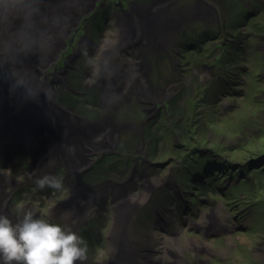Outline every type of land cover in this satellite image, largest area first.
I'll return each instance as SVG.
<instances>
[{
  "label": "rangeland",
  "instance_id": "obj_1",
  "mask_svg": "<svg viewBox=\"0 0 264 264\" xmlns=\"http://www.w3.org/2000/svg\"><path fill=\"white\" fill-rule=\"evenodd\" d=\"M118 1L121 0H97L76 26L77 42L80 34L87 31L84 27L85 19L99 13L101 4L107 6V3L116 4ZM189 1L192 0H183L177 4L175 0L174 6L178 9L182 3ZM263 1L218 0L222 13H229V19L233 18L237 23L233 28L234 35L237 34L238 44L242 42L243 46L248 47L247 53L237 51L240 56L237 62L239 65L234 67L225 60H217L219 56L221 59L224 56L216 48L217 42H212L210 38L200 41L198 37L200 45L197 50L201 55L194 52L188 56L186 53L187 57L180 60L181 63L188 61L195 65L199 59L202 64H217L220 70L212 68V71L200 74L197 69L191 72L188 66L191 64L185 63L182 68H188L182 74H176L182 83H176L172 91L178 92L179 100L168 112L163 109L161 121L151 129L153 136L160 138L156 137L155 142L148 141L146 144L150 152L147 158L149 162L145 166L149 177L143 180L137 176L134 182L130 178L133 174L130 166L125 176L119 179L125 181L129 178V187L122 191L125 194L127 189L128 193V197L122 200L128 204L125 210L118 213L117 202L113 205L112 199H109L107 211L94 212L89 216L94 220L78 228V235L87 243V264H110L114 258L113 244L117 232L122 229L126 230L132 249L145 252L139 262L133 261L132 264H163L161 256H165L170 264H264ZM77 4L78 0H24L18 8L23 9L29 17L30 7L37 21L43 24L46 19L45 10L53 13L57 11L56 22L60 23L75 11ZM160 5L154 4L155 16L160 17ZM166 17L171 19L169 14ZM196 25L198 28L195 30L198 32L206 30L205 27H211L213 31L216 29V26L213 28L210 24ZM53 32L55 29L48 31L50 35ZM75 46L80 47L77 43ZM76 48L72 52L67 51L66 59L75 57ZM73 61L74 58L69 63ZM197 65L200 66L199 63ZM169 72L163 77L156 76V82L161 87L165 85L166 79L173 80ZM212 84L217 86L215 96L209 91ZM179 89H183V92ZM222 91L228 94L224 96ZM204 98L209 101H202ZM133 114L135 117L130 118ZM144 115L146 113L142 115L139 108H134L122 111L120 120L132 121ZM153 121H157V118ZM153 121L149 120L151 124ZM162 126L164 129H158ZM126 130L136 133L132 124ZM130 140L135 142V138ZM25 150V147H16L10 143L0 146V174L4 171L7 178H12V181H8L6 177H0V193L4 191L10 194L12 221L18 222L24 211L31 210L35 216L50 223L69 227V222L60 215L59 209L69 197L68 183L64 184L63 194L55 190V195L50 197L37 195L35 189L31 191V185L40 188L37 179L30 177L29 173L24 174L15 164L11 167L7 159L13 157L16 160L22 155L19 152ZM138 156L141 162L143 156ZM120 167L125 169L126 166ZM50 169L54 167L50 166ZM121 172L117 171L116 175L103 174L99 179H116L121 177V174L117 175ZM97 180L86 179L93 184ZM22 188L28 193L17 199L23 193ZM103 190L98 187L95 191L101 195ZM8 197L6 200H9ZM133 199H136L134 207L131 202ZM131 219L135 226L132 221L128 224ZM162 221L165 227L170 226L169 232L160 226ZM101 222H104V227L100 226ZM176 237L182 239L178 247L172 239ZM166 245L171 248L167 249ZM148 253L153 260L147 258Z\"/></svg>",
  "mask_w": 264,
  "mask_h": 264
},
{
  "label": "flooded vegetation",
  "instance_id": "obj_2",
  "mask_svg": "<svg viewBox=\"0 0 264 264\" xmlns=\"http://www.w3.org/2000/svg\"><path fill=\"white\" fill-rule=\"evenodd\" d=\"M174 1L121 0L116 4L107 3V6L101 4L99 13L85 19L84 27L87 31L80 34L78 42L77 29H74L66 36L61 51L42 75L41 82L46 93L50 95L43 105L47 117L33 123L35 127H38V131L34 134H39L40 146L36 154L20 151L22 155L18 159L15 160L13 157L7 159L11 162V167L15 164L17 169H22L26 175L29 173L30 177L37 179L36 181L45 177H54L57 180L63 178L61 189L52 187L48 189L46 186L38 189L37 187V195L44 194L50 197L55 195V190L58 194H63L64 184L67 182V188H69L67 200L73 195L72 204L76 209L74 215L81 222L78 227L94 220L85 217L79 205V197L93 200V204L101 213L102 210H108L106 205L109 198L113 201L118 198L117 192L121 188L119 179L125 176L130 166L134 167V174L144 173L145 177L148 175L145 166L146 162H149L147 158L150 152L146 149V144L148 145V141L155 142L157 137L153 136L151 129L161 121L163 109L168 112L178 102V92L172 91V87L176 83L180 85L182 80L176 74H182V71L188 68H182L183 64H191L188 61L181 63L180 60L186 58L188 54L193 55L194 52L201 55L197 47L200 41L206 38L218 43L216 48L220 50V54L222 51L224 56L222 59L219 56L217 60H225L227 64L230 63L234 67L239 65L237 62L240 56L237 51L247 53L248 47L243 46L242 42L238 44L237 34L234 35L233 28L237 26V23L233 18L229 19V13L226 15L222 13L218 0H192L182 3L178 9L175 8ZM181 1L183 0H176L177 4ZM155 3L161 4L159 11L157 10L161 13L160 17L155 16ZM166 14L171 15V19H168ZM196 24H210L213 28L216 26V29L213 31L211 27H205L206 30L198 32L197 29L195 30ZM193 31L194 33L191 34L190 32ZM194 34L198 36H193ZM86 41V45L80 46ZM76 43L80 47H73ZM75 48L74 61L69 63L73 58L66 59L67 51L72 52ZM198 63L200 66L197 65ZM66 65L70 67L69 72L66 71ZM188 66L191 72L197 69L200 74L212 71V68L220 70L217 64H202L199 59L195 65ZM169 70L173 80L166 79L165 85L161 87L156 82V76L163 77ZM210 86L209 91L212 96H215L217 86L214 84ZM178 91L183 92V89ZM221 93L225 96L227 91ZM166 100L170 101L167 103ZM202 101L209 100L204 98ZM54 102L60 104V108ZM53 107H56L59 112L57 117L51 119ZM134 108H139L141 114L146 113V115L142 118L138 116L137 119L132 120L133 122L120 120L122 111H130ZM148 116L149 120L153 121L157 118V121L151 124L147 119ZM133 117H135L134 114L130 116V118ZM76 118L81 120L78 121ZM53 122L63 127L74 128L80 124L81 126L77 134L67 135L65 130L58 131L59 126L55 129ZM131 124L135 127L136 133L126 130ZM88 125L91 127L87 128V133L92 128L94 132L85 149L78 151L77 146L69 144L68 140L83 133ZM158 129L161 130L164 127H158ZM131 138H135V142H131ZM49 150L52 152L51 155L57 156L59 163L52 165L53 170L49 167L35 171L33 167L39 165L41 160L43 162L40 154ZM134 153L137 154L134 156ZM138 155L143 156L141 162L138 160L140 157ZM124 165L125 169L120 167ZM103 168L105 171L102 173L100 170ZM24 169L28 172L26 173ZM95 170L99 174L96 175L97 178L95 177L98 179L96 184L87 182L86 179L93 177ZM117 171H123L117 174L118 176L121 174V177L111 179L108 183L106 179L104 181L99 179L100 175L115 174ZM98 187L104 189L101 195L95 191ZM5 195L4 191L0 193V205L4 203ZM10 200L11 197L7 200L8 204ZM99 218L102 217L99 216ZM99 218L97 221L100 220ZM13 223L16 222L13 221ZM100 226L104 227V222H101ZM160 226L168 231L163 222H160ZM74 232L78 234L79 230L75 228Z\"/></svg>",
  "mask_w": 264,
  "mask_h": 264
},
{
  "label": "bare ground",
  "instance_id": "obj_3",
  "mask_svg": "<svg viewBox=\"0 0 264 264\" xmlns=\"http://www.w3.org/2000/svg\"><path fill=\"white\" fill-rule=\"evenodd\" d=\"M23 1L24 0H18V7ZM95 1L96 0H79V6L82 7L79 9V12L82 11L85 13L86 10L91 8L90 5ZM57 17V11L53 13L51 10H45V23H39L36 19L34 10L31 11L30 7L29 17L26 15L25 11L20 8H17L16 11L8 15L0 13V91L3 92L4 89H7L6 92H4V96L0 95V146H5L7 142L16 147L23 146L21 140H28L32 147V150L29 151L30 153L35 154L39 148L38 139L40 136L39 134H34L35 126L33 123L47 117L43 105L50 95V93H46L44 85L40 81V76L44 73L46 68L52 64L55 56L60 51V47L64 45L60 39L53 38V36L59 33V29L64 28L62 29L64 30L62 33L69 30V26L75 21L73 17L68 20L69 17L66 16L68 18L57 23ZM52 29H55V33L53 32V35H50L48 31ZM69 68L70 67L66 65L67 72H69ZM55 104L57 107L60 106L58 103ZM58 112L59 110L53 107L51 109V119L57 117ZM53 123L55 124V129L59 126V132L64 130L68 132L71 128L70 126L63 127L60 124H56V122ZM27 124L30 126V131L28 132L29 136H25L26 133L22 132L27 127ZM71 149L73 150V147H71ZM51 154L52 152H50V150L49 152L40 154V157L43 158V162L41 160L39 165L34 166L33 169L37 171L39 168H49L59 163L57 156ZM104 171V168L100 170L102 173ZM3 174L1 173L0 177L6 176V172L3 171ZM96 175H99L97 174V170L93 172V177L90 178L93 179ZM8 181H12V178L8 177ZM34 189L37 193L36 187L31 185L30 190L33 191ZM21 190L23 193L19 194L17 199H19L20 195L24 196L28 193L24 188ZM7 197L8 193H6L4 197V203L0 205V215H6L10 219L12 212L8 208L9 204L6 200ZM71 199L72 198L64 201V204L60 205L59 209H61V216L71 218L72 215L69 213L70 209L65 206ZM79 201L81 205L85 202L84 198L81 197H79ZM131 202L133 206H135L134 203H136V199H133ZM126 205H128L127 201L117 202V212H123ZM84 215H88V212ZM131 221L132 225L134 224L133 226H135L133 219H131L128 224ZM122 231L123 229L117 232L118 237ZM123 232V238L127 240V244L132 248V243L126 237V230ZM172 239L177 247L180 246L179 243H181L182 239L178 237ZM124 247L130 249L129 247ZM166 247L167 249L171 248L168 245H166ZM113 250H115V258L113 260L121 261L120 255L116 257V254H119L121 250L118 239L114 241ZM150 257L151 255L148 253L147 258L149 259ZM161 257L164 259L163 264H168L167 258L165 256ZM85 264H87L86 261Z\"/></svg>",
  "mask_w": 264,
  "mask_h": 264
},
{
  "label": "clouds",
  "instance_id": "obj_4",
  "mask_svg": "<svg viewBox=\"0 0 264 264\" xmlns=\"http://www.w3.org/2000/svg\"><path fill=\"white\" fill-rule=\"evenodd\" d=\"M18 8V0H0V13L8 15ZM40 188H62V181L45 177L37 181ZM87 243L71 228L50 223L23 212L13 223L0 215V264H85Z\"/></svg>",
  "mask_w": 264,
  "mask_h": 264
},
{
  "label": "water",
  "instance_id": "obj_5",
  "mask_svg": "<svg viewBox=\"0 0 264 264\" xmlns=\"http://www.w3.org/2000/svg\"><path fill=\"white\" fill-rule=\"evenodd\" d=\"M93 1V0H92ZM97 1V0H96ZM96 1L94 2V3H92L90 6H91V8H89L88 10H86V12L85 13H83L82 11L81 12H79V9L80 8H82L81 6H79V0H78V4H77V8H75V11L73 12L72 11V13L68 16V17H73L74 19H75V21H73V23L69 26V30H66L65 32H69V31H71L72 29H73V27H75L76 26V24L78 23V21H80L82 18H83V16L90 10V9H92L94 6H95V3H96ZM62 29H64V28H62ZM62 29H59L58 31H60L59 33H62L64 30H62ZM64 32V33H65ZM65 111V110H64ZM78 121H80V119L79 118H76ZM91 122H93V121H91ZM93 123H95V122H93ZM93 123H91V125L93 124ZM91 125H88L87 127H86V129H84L83 130V133H80V134H78V136L76 137V138H70V140H68V142H69V144H74V145H76L77 146V150L78 151H80L81 149H85V147L87 146V142H88V140L90 139V136H91V134H92V132H94V128H92L88 133H87V128H90L91 127ZM27 127L22 131V132H24V133H26V135L25 136H29V134H28V132L30 131V126H28V124L26 125ZM81 126V124L78 126V127H74V128H70V130L67 132V135H70V134H77L78 132H79V127ZM94 127H95V125H94ZM32 129V128H31ZM21 142H22V144H23V142L26 144V146L28 147H25L26 148V150L25 151H31L32 150V147H31V145H30V142L28 141V140H21ZM38 146H40V143H39V141H38ZM37 152V151H36ZM132 180H133V174H132V178H131ZM109 182V180H107L106 181V183H108ZM119 186H121V187H126V188H128L129 186L128 185H126L125 183H123V184H120ZM123 191V190H122ZM121 191V194H119L118 196H119V199H121V200H123L124 198H126V197H128L127 196V189H125V194L123 193ZM92 202H93V200H91ZM132 207H134V206H132ZM131 207V208H132ZM88 208V207H87ZM89 209V208H88ZM84 210H86V208L84 207V209H83V211ZM130 217L132 218V214L130 215ZM128 221H130V220H128ZM118 228H119V226H118ZM119 229H121V228H119ZM123 234H124V232L122 231L121 232V234H120V236L118 237L117 236V238L116 239H118V241H119V246H120V253L119 254H116V257L118 256V255H120V259H121V261H119V262H116V261H114V260H111L110 261V264H132V262L133 261H137L138 260V262H139V260H140V258L141 257H144V253L145 252H143L144 250H141V249H139V250H134V249H132L131 247H130V245L129 244H127V240H125L124 238H123ZM124 246H126V247H129L130 249H132V250H130V249H126ZM114 258H115V256H114ZM113 258V259H114ZM123 260V261H122ZM120 262H122V263H120Z\"/></svg>",
  "mask_w": 264,
  "mask_h": 264
}]
</instances>
